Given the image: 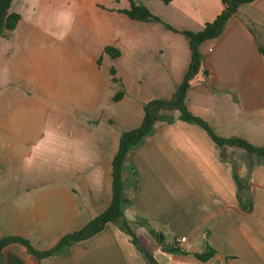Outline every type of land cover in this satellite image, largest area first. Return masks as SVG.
I'll use <instances>...</instances> for the list:
<instances>
[{
  "label": "crops",
  "instance_id": "crops-1",
  "mask_svg": "<svg viewBox=\"0 0 264 264\" xmlns=\"http://www.w3.org/2000/svg\"><path fill=\"white\" fill-rule=\"evenodd\" d=\"M135 4L153 18L132 20L120 13L129 8L126 0H14L10 6L21 21L40 24L58 35L61 44L67 42L60 57L76 66L74 71L63 68L65 79L72 83L77 75L80 80L67 86L72 94L67 98L94 105L107 90L121 87L124 93L117 102L108 93L118 117L108 113L95 126L66 107L46 109L42 142L27 158L25 180L15 190L28 192V210L11 202L12 230L19 226L13 236L27 239L36 250L52 248L108 207L119 132L138 128L142 104L171 98L181 83L191 62L181 32L201 31L224 9L222 0ZM7 36L0 38V68L26 75L24 62L7 57L13 39ZM106 47L119 56L111 59ZM259 47L264 48V0L240 6L218 37L200 44V70L190 81L185 103L217 137L264 148V55ZM47 82L43 77L40 86L35 81L26 85L46 94ZM11 97L13 111L31 105ZM107 123L116 124L118 131ZM53 138L59 141L55 152L61 165L54 179L47 159ZM123 166L124 181L135 173V186L123 191L128 200L124 219L157 264H264V157L217 146L202 127L181 120L174 111L162 114L152 132L126 153ZM207 248L215 251L209 261L195 258ZM1 256L0 264H146L115 224L40 261L16 243L3 247Z\"/></svg>",
  "mask_w": 264,
  "mask_h": 264
},
{
  "label": "rangeland",
  "instance_id": "rangeland-1",
  "mask_svg": "<svg viewBox=\"0 0 264 264\" xmlns=\"http://www.w3.org/2000/svg\"><path fill=\"white\" fill-rule=\"evenodd\" d=\"M23 20H19L16 28L7 34L13 38L8 45L11 51L7 57L14 59L15 62L16 60L24 62V66L29 68V71L26 75L23 73L13 75L10 67L0 68V239L13 236L14 231L19 227L16 226L14 227L16 230H12L10 219L12 200L19 201L21 206H26L28 210L30 197L26 194L28 192H15V190L18 182L25 180L26 173L23 170L27 158L42 142L47 117L46 109L56 110L66 107L74 117L89 121L94 126L103 122L102 119H105L108 113L113 112L115 117H118L119 113L116 105H113L108 98L111 95L108 93L114 95L118 91L117 86L114 88L116 91L111 89V92L107 90L106 93H102L100 102L94 105H86L88 103L85 100L67 98L72 95L67 86L78 84L80 81L77 75H74L75 80L72 83L65 79L63 68L74 71L76 66L75 62H63L60 57L61 50L68 46L67 42L61 44L59 36L51 34L48 28L45 30L40 28V24ZM53 26L58 29V24L55 22ZM43 77L48 80L47 83H50L46 88V91L50 90L49 93H37L27 89L26 84L33 81H35L33 84L40 86ZM26 78L33 80L29 81ZM86 93L90 94L89 91ZM13 94L19 96L21 101L30 102L31 105L21 104L13 111V97H11ZM107 126L117 130L116 124ZM52 143L51 153L47 159L50 162L48 166H53L50 176L54 179L59 177L58 169L61 165L60 157L55 152L59 141L53 138Z\"/></svg>",
  "mask_w": 264,
  "mask_h": 264
},
{
  "label": "trees",
  "instance_id": "trees-1",
  "mask_svg": "<svg viewBox=\"0 0 264 264\" xmlns=\"http://www.w3.org/2000/svg\"><path fill=\"white\" fill-rule=\"evenodd\" d=\"M14 0H0V38L6 36L13 31L20 16L17 13L10 11V6ZM129 3L127 10H120L119 12L126 15L132 20L144 21L153 18L151 13L143 6H137L136 0H126ZM168 4L171 0H160ZM254 0H222L224 9L222 12L210 23H206L204 28L196 33L183 31L181 34L187 39L191 62L188 71L185 73L181 83L177 87L174 94L169 99L165 100H151L142 104V121L138 128L131 131H120L118 138V148L111 161V200L108 207L97 217L90 220L84 227L73 233L62 236L58 242L50 249L45 251L36 250L27 239L18 236H8L0 239V251L3 247L9 244H20L27 253L40 261L46 258L54 257L67 252L70 247L82 240L88 239L104 229L107 224H115L119 230L127 234L131 243L136 250L143 256L146 264H157L154 258L140 245L136 235L132 231L128 222L124 219L123 209L128 204V200L123 197V191L127 187L135 186V173L132 170L129 182L123 180L124 158L126 153L138 146L143 138L152 132L153 125L156 121L161 119L162 114L177 111L180 119L197 124L202 127L212 141L217 146H229L245 150L249 154H254L259 157H264V148L255 147L244 140L237 138H219L212 129L200 118L192 115L186 107V94L190 87V81L198 74L201 66L198 47L206 40L218 37L225 22L236 14L240 6L253 2ZM105 53L111 59L119 56V52L112 47H106ZM259 52L264 55V48L259 47ZM112 76V82L118 81L113 78L115 72L113 68L109 70ZM124 93L120 89L113 95L112 100L117 102L121 100ZM165 121L172 122L171 116H166ZM112 124V122H110ZM215 255V251L211 248L202 254H195V258L201 262L209 261Z\"/></svg>",
  "mask_w": 264,
  "mask_h": 264
},
{
  "label": "built area",
  "instance_id": "built-area-1",
  "mask_svg": "<svg viewBox=\"0 0 264 264\" xmlns=\"http://www.w3.org/2000/svg\"><path fill=\"white\" fill-rule=\"evenodd\" d=\"M184 241H185V237L181 236V237L178 238V242L182 243Z\"/></svg>",
  "mask_w": 264,
  "mask_h": 264
},
{
  "label": "water",
  "instance_id": "water-1",
  "mask_svg": "<svg viewBox=\"0 0 264 264\" xmlns=\"http://www.w3.org/2000/svg\"><path fill=\"white\" fill-rule=\"evenodd\" d=\"M1 258H2V256H1V251H0V262H1Z\"/></svg>",
  "mask_w": 264,
  "mask_h": 264
}]
</instances>
